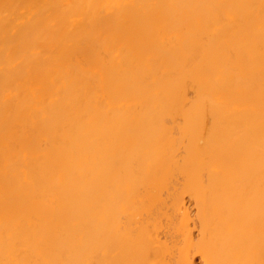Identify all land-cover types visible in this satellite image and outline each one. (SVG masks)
<instances>
[{"label": "bare ground", "instance_id": "obj_1", "mask_svg": "<svg viewBox=\"0 0 264 264\" xmlns=\"http://www.w3.org/2000/svg\"><path fill=\"white\" fill-rule=\"evenodd\" d=\"M180 225L264 264V0H0V264H157Z\"/></svg>", "mask_w": 264, "mask_h": 264}, {"label": "rangeland", "instance_id": "obj_2", "mask_svg": "<svg viewBox=\"0 0 264 264\" xmlns=\"http://www.w3.org/2000/svg\"><path fill=\"white\" fill-rule=\"evenodd\" d=\"M184 198H185L184 201L185 202L187 201L186 202V206H188L190 208L192 213H195L194 209H196L195 207L197 205H195L194 202L191 201L192 199L190 197H188V195H185ZM161 220H163V218ZM164 220H163V225L165 224ZM188 225H190V226L186 225L185 227L186 228L189 227V229H190V227L192 226L191 227L192 228L191 232H193L192 233L193 235L192 234L191 235H192L193 238L196 239L198 237L197 236L198 235V232H197L198 229H196L197 227L194 228L195 224L192 225V223H190ZM180 227H181V225H180ZM185 227H183V228L181 227L182 229H180V228L178 229L177 228L176 231H174L175 233H173V235H171L172 237H174V242H173L174 247L171 248L170 250H167V251L163 252L162 253V260L159 263H157V264H166V262H173V259H174L173 257H175V256H178L176 258L177 264H188V263H186L183 260V258L179 259V254L180 253H181L182 257L183 256L189 257L190 261H192V263H194V264H204V262H203V254H202L203 252L201 253V251H199L200 250L199 248H201V247H198V249H197V247L195 248V247L185 246V244L183 242V238H182L183 237L182 235H184V230L186 229ZM193 228H194V231H193ZM204 251H205V249H204ZM159 256L156 257V258H159ZM152 258H154V257H152ZM157 260H160V259H155L154 262L155 261L157 262ZM154 262L152 260L151 261L149 260V264H153Z\"/></svg>", "mask_w": 264, "mask_h": 264}]
</instances>
